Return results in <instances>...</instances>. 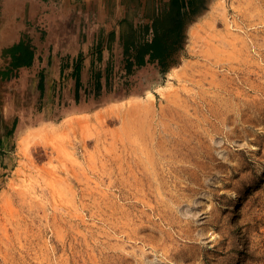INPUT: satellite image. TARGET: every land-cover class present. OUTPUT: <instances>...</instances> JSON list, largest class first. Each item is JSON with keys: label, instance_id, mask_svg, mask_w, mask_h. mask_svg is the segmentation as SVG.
I'll list each match as a JSON object with an SVG mask.
<instances>
[{"label": "rangeland", "instance_id": "374dc122", "mask_svg": "<svg viewBox=\"0 0 264 264\" xmlns=\"http://www.w3.org/2000/svg\"><path fill=\"white\" fill-rule=\"evenodd\" d=\"M195 16L166 70L0 83V264H264V0Z\"/></svg>", "mask_w": 264, "mask_h": 264}, {"label": "crops", "instance_id": "0c3cea01", "mask_svg": "<svg viewBox=\"0 0 264 264\" xmlns=\"http://www.w3.org/2000/svg\"><path fill=\"white\" fill-rule=\"evenodd\" d=\"M166 1L0 0V83L29 73L38 100L53 107L73 82L77 99L85 77L126 70L127 23L143 30L151 23L149 11ZM22 44L32 52L29 64L13 49Z\"/></svg>", "mask_w": 264, "mask_h": 264}, {"label": "trees", "instance_id": "16d2710c", "mask_svg": "<svg viewBox=\"0 0 264 264\" xmlns=\"http://www.w3.org/2000/svg\"><path fill=\"white\" fill-rule=\"evenodd\" d=\"M205 0H167L154 11H149L150 24L143 25V30H134L132 24L125 27V54L126 69L143 68L156 64L164 70L168 69L173 54L181 47L185 40L187 20L199 15ZM195 16V17H196ZM14 50H20V63L29 64L32 61V52L22 45ZM99 77L96 78L98 85ZM17 119L13 120V128ZM1 144V141H0Z\"/></svg>", "mask_w": 264, "mask_h": 264}]
</instances>
